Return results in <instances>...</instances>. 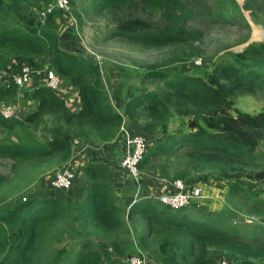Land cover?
I'll use <instances>...</instances> for the list:
<instances>
[{
    "label": "trees",
    "instance_id": "trees-1",
    "mask_svg": "<svg viewBox=\"0 0 264 264\" xmlns=\"http://www.w3.org/2000/svg\"><path fill=\"white\" fill-rule=\"evenodd\" d=\"M49 1L0 0V106L13 108L10 117L0 115V158L11 160L10 170L20 174L50 164L58 169L70 161L75 180L73 152L110 142L125 128L145 143L139 172L178 179L187 188L223 181L229 185L226 198H241L248 205L244 211L227 205L208 211L190 203L171 210L152 196L135 197V185L127 180L114 187L113 170L89 158L78 169L77 185L61 189L74 194L73 202L41 192L0 211V264H130V256H145L143 250H153L161 259L174 255L176 264L263 261L264 224L254 219L264 214V200L248 193L244 182L264 187V38L219 56L205 77L160 67L201 60L204 31L194 25L197 19L243 26L248 32L243 11L254 23L258 14L264 21V0H243L240 6L236 0H88L89 12L107 19L106 37L167 49L161 61L142 67L141 88L129 93L116 82L112 91L115 101L123 102L121 111L109 98L101 68L60 47L62 13L55 10L38 18ZM73 1L68 0L71 12ZM237 63L243 64L242 71ZM22 64L31 71L29 82L34 76L38 80L21 91L26 84L18 87L11 76ZM47 70L59 79L58 90L45 86ZM124 76L123 71L119 79ZM64 85L76 92L75 109L62 97ZM259 88L260 110L250 113L234 105L233 95ZM17 100L21 107L30 104L29 109L17 111ZM171 115L184 117L186 128L169 132ZM43 127L41 138L38 131ZM157 137L162 138L152 142ZM8 182V175L0 173V188ZM59 221H78L79 233L72 236L77 248L54 250L47 244ZM136 221L133 247L142 251L128 248ZM88 228L98 229L103 238L93 240L86 235Z\"/></svg>",
    "mask_w": 264,
    "mask_h": 264
},
{
    "label": "rangeland",
    "instance_id": "rangeland-1",
    "mask_svg": "<svg viewBox=\"0 0 264 264\" xmlns=\"http://www.w3.org/2000/svg\"><path fill=\"white\" fill-rule=\"evenodd\" d=\"M243 0H236L240 6ZM72 6V12L62 14L58 19L59 24V44L60 47L66 52L75 54H82L88 59L95 62L101 68L102 78L112 94L116 82L123 90L127 89L129 93L141 88L139 83V75L145 65L150 63L159 62L162 58L167 56L166 48H145L138 44L128 43L120 38H108L106 37V27L104 26L107 20L104 16L95 15L89 12L88 0H74ZM28 9V5L24 6ZM31 8V7H30ZM70 9V6H69ZM77 14V16L75 15ZM243 15L249 24V31L247 32L245 27L239 25H232L224 22H213L207 17H201L194 22L199 28H202L204 35L201 39L202 56L201 60L198 57L183 62H175L169 66L160 67L161 69L175 73H187L195 76L205 77L210 72L212 63L218 59L221 55H231L235 52L242 50L248 43H257L264 38V21L262 15L258 14L256 19L257 23L250 20L248 11H243ZM151 20H155L156 15L151 14L149 16ZM254 33V37L252 36ZM242 38L246 40L242 41ZM195 62V63H194ZM237 67L242 71L244 66L242 63H237ZM141 67V68H140ZM125 72V79H119ZM1 74V73H0ZM36 75V72L34 73ZM38 80V77L32 79L31 82L19 88L22 91L23 88H29L32 84ZM125 82L127 84H125ZM147 88L152 87L153 84H145ZM120 88V89H121ZM232 99L234 105L240 110L250 113L257 112L263 107V88L256 89L251 94H237L233 95ZM68 101V100H67ZM15 105L20 107L17 111L27 110L30 104L21 107L19 100L15 101ZM21 111V112H22ZM184 117L171 115L168 119L169 132L173 129H184L185 121ZM46 128L43 127L38 131L39 137H45ZM157 137L154 140H158ZM162 138V137H161ZM160 138V139H161ZM147 145H152L150 140H146ZM74 153V152H73ZM11 160L0 158V173L8 175L10 182L6 183L0 188V211L9 208V206L17 204L24 197L36 195L39 196L41 192H46L62 200L68 202L74 201V194H64L66 191L61 189H51L48 182L51 179L53 172H56V164L42 165V167L35 170H25L20 174H15L10 170ZM75 180H73V186L77 185L79 180V173L75 172ZM145 171L139 172V183L135 185L134 195L141 196L147 195L151 191L150 186L155 182L154 174L145 175ZM145 175V176H144ZM144 177V178H143ZM157 178V177H156ZM122 179L129 180L127 176H123ZM129 183V182H127ZM133 184V183H129ZM123 186V185H121ZM114 186V187H121ZM244 186L248 193L253 196L260 197L264 200V187L255 184L254 182H244ZM49 187V188H48ZM201 189V197L199 199H192L190 207L205 208L208 211L217 210L223 205L229 207H235L241 211H244L248 203H245L241 198L229 197L226 198L229 185L223 181L215 182L210 181L206 184L199 185ZM169 192V191H165ZM188 207V206H187ZM243 217H246L243 215ZM253 218V217H247ZM235 225L238 224L236 219ZM233 220H230L232 222ZM255 222L264 224V214L258 215L254 219ZM231 224V223H230ZM80 225L78 221H71L70 223H64L59 221L52 230V240L47 242L54 250H72L77 248V238H72L73 234L79 233ZM138 229V222L136 221L131 230L132 244L128 245V248H134L133 244L136 242V234ZM89 235L93 240H101L102 234L98 229L88 228L86 235ZM46 244V246H47ZM139 248V247H138ZM141 251L142 248H139ZM132 252V251H131ZM137 252V251H136ZM145 261H151L153 264H176L175 256H167L166 259H161L158 254L153 250H143ZM258 264H264L263 261H258Z\"/></svg>",
    "mask_w": 264,
    "mask_h": 264
},
{
    "label": "built area",
    "instance_id": "built-area-1",
    "mask_svg": "<svg viewBox=\"0 0 264 264\" xmlns=\"http://www.w3.org/2000/svg\"><path fill=\"white\" fill-rule=\"evenodd\" d=\"M55 10H59L62 14L70 12L68 0H50L42 11L38 12V18L43 19L47 13H51ZM195 63V62H194ZM38 73V72H37ZM31 71L26 64H22L17 74L11 76L12 81L20 87L27 84L30 81ZM44 84L46 87L58 90L60 81L53 74V72L47 70L44 74ZM13 113V108L9 105L2 104L0 106V115L3 117H10ZM123 136V152L119 158L118 166L124 176L129 178L128 182L137 185L139 183V169L137 167L141 160L145 143L143 138L137 134H131L124 128H121ZM74 144L76 142L74 141ZM76 149L74 152H76ZM74 154V153H73ZM72 154V155H73ZM74 179L73 171L70 167V161L65 163L62 167L58 168L51 179L50 186L57 189L68 188ZM138 186V185H137ZM172 190L169 192L161 193L157 196L142 195L143 197L152 196L160 204L171 209L177 210L190 204L192 199H199L201 197V189L199 185H193L187 188L180 180L174 179L171 181ZM134 200V199H133ZM133 202V201H131ZM144 256H130L128 258L130 264H153L145 261ZM220 264H227L226 261H221Z\"/></svg>",
    "mask_w": 264,
    "mask_h": 264
},
{
    "label": "crops",
    "instance_id": "crops-1",
    "mask_svg": "<svg viewBox=\"0 0 264 264\" xmlns=\"http://www.w3.org/2000/svg\"><path fill=\"white\" fill-rule=\"evenodd\" d=\"M62 94V97L65 98L66 105L72 109H75L78 104V97L76 95V92L69 86L64 85L62 88ZM123 96L124 98H127L128 93H125ZM110 98L114 108L117 111H121L123 102L115 101V95L113 94V91L112 94L110 93ZM122 149V136L118 133L115 139L110 142L103 143L97 146L87 145L78 148V150L72 155V166L74 170L78 172L80 165L86 162V160H89V158L92 160L103 162L113 170L114 186H120L124 183V179H122V171L118 166V161L119 157L121 156ZM156 177H154L155 182L150 186L151 191L148 192L149 195L157 196L161 193H164L165 191L172 190V180H165Z\"/></svg>",
    "mask_w": 264,
    "mask_h": 264
},
{
    "label": "clouds",
    "instance_id": "clouds-1",
    "mask_svg": "<svg viewBox=\"0 0 264 264\" xmlns=\"http://www.w3.org/2000/svg\"><path fill=\"white\" fill-rule=\"evenodd\" d=\"M125 129V128H124ZM125 130H127V129H125ZM128 132H129V130H127ZM142 137V136H141ZM143 138V137H142ZM135 196V195H134ZM136 197H143L142 195L141 196H136Z\"/></svg>",
    "mask_w": 264,
    "mask_h": 264
}]
</instances>
